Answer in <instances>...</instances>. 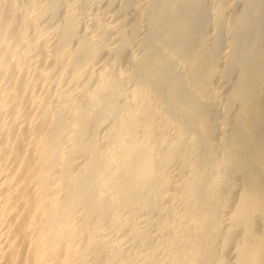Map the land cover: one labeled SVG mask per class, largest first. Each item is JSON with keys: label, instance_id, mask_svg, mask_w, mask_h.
Masks as SVG:
<instances>
[{"label": "bare ground", "instance_id": "obj_1", "mask_svg": "<svg viewBox=\"0 0 264 264\" xmlns=\"http://www.w3.org/2000/svg\"><path fill=\"white\" fill-rule=\"evenodd\" d=\"M0 264H264V0H0Z\"/></svg>", "mask_w": 264, "mask_h": 264}]
</instances>
